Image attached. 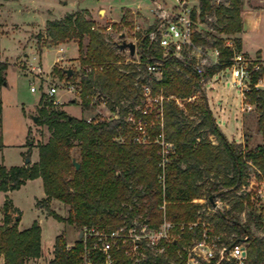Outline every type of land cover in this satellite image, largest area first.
I'll list each match as a JSON object with an SVG mask.
<instances>
[{"label": "trees", "instance_id": "1", "mask_svg": "<svg viewBox=\"0 0 264 264\" xmlns=\"http://www.w3.org/2000/svg\"><path fill=\"white\" fill-rule=\"evenodd\" d=\"M225 1L227 5L198 0L200 22L213 18L212 30L216 35L196 32L192 40L198 46L217 49L222 64L207 69L205 80L228 66L233 55L218 36H235L243 31L242 1ZM86 16L87 13L77 11L61 19L49 20L42 38L48 40L49 46L76 44L81 67L77 84L83 89L82 111L95 109L86 96L97 94L116 118L91 122L76 119L57 109L51 100L44 102L41 97L36 125L47 127L50 137L47 142L35 146L38 150L36 163L10 168L0 165V192H12L27 181L41 179L45 197L37 201V206L57 222L78 231L85 226H118L134 217L147 218L155 226L163 201L169 219L194 221L200 218V210L210 206L209 197L218 195L217 199L233 201L230 209L214 215L218 229L227 228L226 222H229L233 224L228 227L229 231L237 233L238 237L242 231L248 232V221L252 219L249 215L243 225L239 224L237 215L242 214L245 206L242 197L236 193L247 182L248 162L264 171V91L249 93L256 110L242 115L243 144L230 143L209 110L192 61L172 56L163 58L162 50L149 40L147 34L139 38L137 45L141 64L123 59L121 63L117 56L122 52L119 45L107 44L101 33L94 29V22ZM196 18L193 12V19ZM85 38L88 42L84 46ZM235 48L241 50L240 39L235 40ZM153 63L161 70L158 79L146 72L145 64ZM86 67H102V71L86 74ZM7 68V63L0 61V87L5 85ZM261 74H254L252 82L255 83ZM73 75L74 71L66 78L71 79ZM144 85L150 86L152 96L160 95L164 99L161 107H156L160 114L156 121L154 109L149 114L144 113ZM198 93L202 95L200 102L186 103L184 107L176 105L175 100H189ZM1 111L0 101V114ZM139 123L145 124V142L137 141ZM251 126L261 134V142L256 143L253 139ZM161 143L170 145L164 166L161 165L164 151ZM28 146L27 156L31 152V141ZM72 158L79 164L78 170H75ZM52 201L68 208L66 218L50 209ZM193 201L197 202L193 204ZM200 201L205 203L200 204ZM2 210L0 255L4 257V264H25L28 259L40 258L41 228L38 223L20 231L21 212L12 207L8 198ZM9 212L15 214L12 220ZM52 255L49 264H78L82 244L77 240L68 251L64 234H60L54 240ZM262 261L264 240L254 237L250 242L248 264ZM94 264H99V258Z\"/></svg>", "mask_w": 264, "mask_h": 264}, {"label": "rangeland", "instance_id": "2", "mask_svg": "<svg viewBox=\"0 0 264 264\" xmlns=\"http://www.w3.org/2000/svg\"><path fill=\"white\" fill-rule=\"evenodd\" d=\"M164 2L168 7H172L171 0H11L0 2V61L7 63L8 68L5 72V85L0 87V101L2 111L0 114V161H3L7 168L20 166L27 158L28 142H32L31 153L34 161L38 158V150L35 147L39 143H45L50 137L47 127L37 126V107L41 97L44 102L52 100L48 96L47 90L50 87H58L54 99H59L62 104L54 105L57 109L64 111L76 119L92 118V120L108 119L114 117L109 114L106 107L98 106L93 111L84 112L81 109L80 101L77 98L70 97L62 88L68 83L78 82L81 73V67L78 62V51L74 42L61 43L49 46L48 40L42 38L44 33V24L47 19H61L66 14L77 11L87 13L88 18L94 22V29L101 33L105 42L113 47L120 45L122 41L131 42L135 45V55L130 57L127 50L117 53L118 60L140 61L139 49L137 45L139 38L151 32L159 22V14L154 10V2ZM212 4L224 3L225 0H210ZM219 1V2H218ZM241 19L249 17L251 13H262L260 17V29L257 32H246L235 36L220 35L218 37L224 40V44L231 43L235 46V40H241V52L246 56L255 58L260 55L264 60V0H241ZM188 7L192 12L198 15V0H187ZM214 19L200 22L196 19V30L198 32H208L215 34L212 30ZM124 35L123 38L120 36ZM242 40L244 48L242 49ZM88 39L85 38L84 46ZM65 47H70L66 52ZM64 49L63 52H59ZM249 53V54H248ZM33 67H38L40 72L33 71ZM65 70L74 71L71 79L64 76ZM61 72V73H60ZM34 88L36 92H31ZM83 91V90H82ZM202 94L208 106L218 107L220 105L217 97L227 99V107L231 108V115L222 122L223 129L228 136L231 133L240 134V123L234 119L233 111L239 114V92L232 88L228 79L212 77L206 79L202 87ZM83 94V92H82ZM159 96V95H158ZM217 96V97H216ZM202 95L198 93L196 97L189 100H179L184 107L186 103L194 101L200 102ZM208 97V98H207ZM74 101V102H72ZM161 102L156 103L152 100L145 109L149 114L154 109L156 121L159 117ZM215 109V108H214ZM235 109V110H234ZM247 115V114H244ZM32 117H36L33 123ZM218 121H220L218 119ZM243 123V119H241ZM253 129V139L256 143L262 141L261 134ZM237 130V131H236ZM243 135V130H242ZM76 155V150L73 151ZM31 164V163H30ZM248 173L250 171L248 170ZM11 195L0 192V206H3L8 196V200L14 203L21 211V220L19 228L28 229L34 222H37L41 228V257L38 259H28L25 264H49L52 259L53 246L55 238L64 234L66 244H75L78 240L79 231L68 224L59 223L52 217H49L43 208L37 206V201H41L44 192L40 180H33L25 183L18 190L10 192ZM220 204V211L231 208L232 199H215ZM60 202L55 201L50 209L62 218L67 217L68 208ZM0 226L4 224V215L2 207L0 208ZM10 220L15 216L9 212ZM239 224L243 225L245 220L242 214L237 215ZM248 232L242 231L240 239L249 236L247 242L248 253L250 251L251 239L257 237L264 240V230L253 220L248 221ZM12 224V221L9 222ZM228 227L233 224L226 222ZM227 227V228H228ZM18 228V229H19ZM223 227L222 231L230 235L229 228ZM236 231V229H234ZM237 234V233H235ZM0 264H4V257L0 255Z\"/></svg>", "mask_w": 264, "mask_h": 264}, {"label": "built area", "instance_id": "3", "mask_svg": "<svg viewBox=\"0 0 264 264\" xmlns=\"http://www.w3.org/2000/svg\"><path fill=\"white\" fill-rule=\"evenodd\" d=\"M171 1L173 2L171 8L164 2H154V10L158 11L160 22L147 36L151 42L158 44L163 58L172 56L180 60L192 61L194 71L200 77L203 87L207 69L222 65L219 51L194 44L193 35L198 31L195 28L196 20L193 19L192 9L188 7L187 0ZM225 46L232 50L233 55L229 65L223 67L213 77L219 80L228 79L231 87L239 92L242 100L240 105L242 115L254 112L256 104L251 102L249 93L264 91V60L246 56L231 43ZM63 51L64 49L59 50L60 53ZM134 63L141 64L140 61ZM145 68L146 72L156 79L161 76L157 63L145 64ZM32 70L40 72L38 67H33ZM92 71L101 72L102 67L85 68L86 74ZM260 72L261 76L253 83L254 74ZM77 83L79 81L68 83L62 89L81 103L83 89ZM57 89L58 87L55 86L47 90L53 105L62 104L59 99H54ZM31 92L36 90L32 88ZM142 95L145 100L144 107H147L152 100L161 104L164 100L160 95L152 96L149 85L142 87ZM86 99L89 100L91 107H106L104 99L97 94L86 96ZM175 102L178 107L182 106L179 100ZM144 113H147L146 109ZM109 114L112 116L113 113L109 112ZM113 115L114 117L108 119L116 118V115ZM85 120L91 122L92 118L88 117ZM144 127L143 123L137 125L140 135L138 142L147 140ZM161 146L164 149L161 153V165L164 166L167 161L165 155L169 153L167 150L170 149V145L161 143ZM247 167L250 171L247 182L236 193L237 196L242 197L245 206L242 217L246 221L245 216L250 215L253 222L260 224L264 230V171L258 170L251 162L247 163ZM162 189L164 191L163 184ZM214 203L215 207L210 203V206L200 210L198 212L200 218L194 221L179 222L169 219L166 215V202L163 201L159 206V222L155 226L151 225L149 219L142 220L141 217H134L118 226H85L80 230L81 239L78 240L82 244L81 261L78 264H94L98 258L99 264H248L249 236L240 239L235 233L227 235L219 230L214 215L222 211L216 200ZM0 216H2L1 211ZM73 247V244H66L68 251ZM258 264H264V261Z\"/></svg>", "mask_w": 264, "mask_h": 264}, {"label": "crops", "instance_id": "4", "mask_svg": "<svg viewBox=\"0 0 264 264\" xmlns=\"http://www.w3.org/2000/svg\"><path fill=\"white\" fill-rule=\"evenodd\" d=\"M0 2L2 3V2H4V1H1L0 0ZM0 5H2V4H0ZM261 15H262V13L260 12L259 14H257V13H251V16H249V17H242V22H243V33H246V32H257L259 29H260V17H261ZM49 20H53V19H47L46 21H45V23L47 22V21H49ZM45 28V24H44V27H43V29ZM243 33H242V37H243ZM76 48H77V46H76ZM70 49V47H65V51L67 52L68 50ZM242 49H243V51L244 52H247L246 50H245V48H244V43H243V40H242ZM249 54V53H248ZM257 57L259 58L260 57V55H257ZM217 97V96H216ZM208 98V97H207ZM218 99H219V104L220 105H218V107H210V106H208L209 107V110L211 111V113H212V115H213V117H214V119H215V122H216V124H217V126L219 127V129L222 131V133L224 134V136L227 138V140L230 142V143H237V144H243V137H242V123H241V118H242V114L240 113V105H241V103H242V100H241V97L240 96H238V98H239V103H240V105H239V114H238V112L236 111H233V114H234V119L236 120V121H239V123H240V134H237V133H231V137L230 136H228L227 135V133L224 131V129H223V125H222V122H224V120H225V118H227V116H229V115H231V113H232V111H231V108L230 107H227L228 105H227V99L226 100H224L223 101V97H217ZM207 101H208V99H207ZM62 103V102H61ZM207 105H208V102H207ZM215 108V109H214ZM235 110V109H234ZM218 119L220 120V121H218ZM237 131V130H236ZM38 152V151H37ZM28 155H30V163L31 164H34V163H36L37 161H38V158H37V160L36 161H34L33 159H32V153L30 152ZM0 165H3L4 167H6L5 165H4V163H3V161H0ZM23 165H25L24 164V162H23V164L22 165H20V166H23ZM19 166V167H20ZM7 168V167H6ZM36 180H40V182H41V184H42V181H41V179H35V181ZM31 181H33V180H31ZM29 181H27L26 183H28ZM6 194H8V195H11V193L10 192H8V193H6ZM6 198L8 197V196H5ZM44 197H45V195H44ZM43 197V198H44ZM11 202V201H10ZM55 201H52L51 202V206H52V204L54 203ZM58 202V201H57ZM11 204H12V207L14 208V209H17L18 211H20L18 208H17V206L14 204V203H12L11 202ZM60 204V203H59ZM2 206H0V208H1ZM21 212V211H20ZM22 214V213H21ZM21 217L22 216H20V220H21ZM18 228H19V224H18ZM19 230L21 231V229L19 228ZM53 245H54V243H53ZM51 249H53V246L51 247Z\"/></svg>", "mask_w": 264, "mask_h": 264}, {"label": "water", "instance_id": "5", "mask_svg": "<svg viewBox=\"0 0 264 264\" xmlns=\"http://www.w3.org/2000/svg\"><path fill=\"white\" fill-rule=\"evenodd\" d=\"M121 38L124 37V35H121L120 36ZM120 50L124 51V50H127L128 51V54L130 57H134L135 55V50H136V47L133 43L129 42H125V41H122V43L118 46ZM64 73L66 74V77L67 78H70L71 75H72V70H65ZM74 102V101H72ZM32 120H33V123L36 122V117H32ZM30 163V155L27 156V158L25 159L24 161V164H29ZM72 164L75 168V170H78L79 169V164L77 163V161L72 158ZM218 197V195H212L209 197V202L211 203V205L213 207H215V203H214V200ZM222 215V214H221ZM223 216V215H222ZM81 239V232L79 231L78 233V240Z\"/></svg>", "mask_w": 264, "mask_h": 264}]
</instances>
